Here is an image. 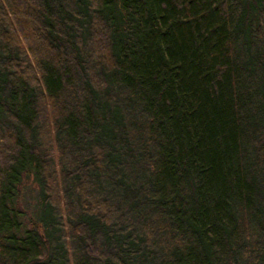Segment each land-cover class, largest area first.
Returning <instances> with one entry per match:
<instances>
[{
	"label": "trees",
	"instance_id": "trees-1",
	"mask_svg": "<svg viewBox=\"0 0 264 264\" xmlns=\"http://www.w3.org/2000/svg\"><path fill=\"white\" fill-rule=\"evenodd\" d=\"M0 264H264V0H0Z\"/></svg>",
	"mask_w": 264,
	"mask_h": 264
}]
</instances>
